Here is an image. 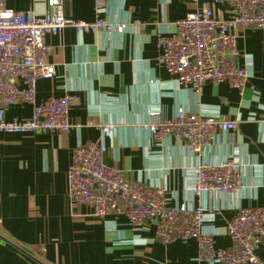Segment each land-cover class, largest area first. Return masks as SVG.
<instances>
[{
  "label": "crops",
  "instance_id": "0c3cea01",
  "mask_svg": "<svg viewBox=\"0 0 264 264\" xmlns=\"http://www.w3.org/2000/svg\"><path fill=\"white\" fill-rule=\"evenodd\" d=\"M8 8L47 11L46 0H3ZM100 1V6L95 7ZM206 4L227 18L230 3L213 0H64L65 17L123 24V30L78 33L64 27L46 35L51 77L36 83L35 101L69 95V132H0V264H209L197 261L194 239L161 243L154 223L133 228L125 216L97 218L86 204L66 195V173L79 144L101 140L105 163L127 179L164 188L171 204L202 205L210 214L202 227L215 246L229 248L226 225L241 207L263 204L264 189V29L235 31L239 56L249 78L241 90L226 82H206L200 92L185 89L156 63L157 37L175 31V22ZM202 116L235 121L229 132L215 133L200 156L184 139L161 140L142 124L170 118L177 108ZM152 112V118L147 115ZM32 106L9 105L5 118L28 119ZM94 124H113L102 136ZM230 156L245 188L194 195L189 186L202 162L221 163ZM256 254L264 261V244Z\"/></svg>",
  "mask_w": 264,
  "mask_h": 264
},
{
  "label": "built area",
  "instance_id": "2783aa9c",
  "mask_svg": "<svg viewBox=\"0 0 264 264\" xmlns=\"http://www.w3.org/2000/svg\"><path fill=\"white\" fill-rule=\"evenodd\" d=\"M47 11L36 15L30 10L6 7L0 0V132L34 133L37 131L69 132V110L72 97L50 96L37 103L36 83L51 77L53 66L46 61L52 46L48 34H57L70 26L78 33L103 29L121 32L123 24L97 18L94 21L67 18L64 0H46ZM230 3L227 18L214 15L201 4L193 12L175 22V31L157 37L156 63L167 71L180 86L200 92L206 82H226L241 90L249 78L245 65H239L235 31L238 28L264 29V0H213ZM100 1L95 7L100 6ZM26 103L32 106L28 119H6L5 108ZM147 115H153L147 110ZM153 117V116H152ZM151 117V118H152ZM102 136L114 130L113 124H94ZM161 140L167 136L184 139L190 152L200 156L211 145L218 131L229 132L235 121L202 116L177 108L170 118L156 117L142 124ZM106 145L101 140L79 144L73 151L66 173V195L76 204H86L97 218L125 216L137 229L144 220L154 223L155 234L163 244L182 243L194 239L197 261L209 264H264L256 254L264 244V197L260 206L241 207L230 218L226 232L231 246H215L214 237L202 230L210 214L202 205L171 204L164 188H152L126 178L122 170L104 161ZM194 195L217 191L235 194L245 188L237 171V160L230 156L221 163L202 162L193 171L189 186ZM264 195V189H263Z\"/></svg>",
  "mask_w": 264,
  "mask_h": 264
}]
</instances>
